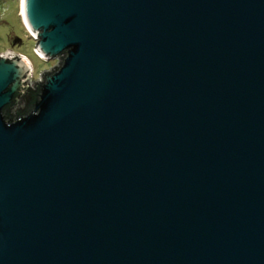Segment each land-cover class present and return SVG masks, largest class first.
Instances as JSON below:
<instances>
[{
    "label": "water",
    "instance_id": "water-1",
    "mask_svg": "<svg viewBox=\"0 0 264 264\" xmlns=\"http://www.w3.org/2000/svg\"><path fill=\"white\" fill-rule=\"evenodd\" d=\"M21 7L61 62L0 56V264H264V0Z\"/></svg>",
    "mask_w": 264,
    "mask_h": 264
},
{
    "label": "rangeland",
    "instance_id": "rangeland-1",
    "mask_svg": "<svg viewBox=\"0 0 264 264\" xmlns=\"http://www.w3.org/2000/svg\"><path fill=\"white\" fill-rule=\"evenodd\" d=\"M22 0H0V56L7 51L18 54L32 63V83H37L43 72H52L60 60L46 62L38 55L34 35L29 32L22 17Z\"/></svg>",
    "mask_w": 264,
    "mask_h": 264
},
{
    "label": "trees",
    "instance_id": "trees-1",
    "mask_svg": "<svg viewBox=\"0 0 264 264\" xmlns=\"http://www.w3.org/2000/svg\"><path fill=\"white\" fill-rule=\"evenodd\" d=\"M11 61L12 60H9V62ZM56 70L57 68L53 72ZM46 76L47 74H45V78ZM43 84L44 83H40L34 87L28 85L21 89L20 92L16 94L13 103L5 109L6 115L10 119L17 116L28 115L33 110L35 103L39 100Z\"/></svg>",
    "mask_w": 264,
    "mask_h": 264
},
{
    "label": "bare ground",
    "instance_id": "bare-ground-1",
    "mask_svg": "<svg viewBox=\"0 0 264 264\" xmlns=\"http://www.w3.org/2000/svg\"><path fill=\"white\" fill-rule=\"evenodd\" d=\"M24 20V19H23ZM27 27V26H26ZM27 29H28V27H27ZM28 60V59H27ZM29 61V60H28ZM30 64H31V66H32V63L31 62H29Z\"/></svg>",
    "mask_w": 264,
    "mask_h": 264
}]
</instances>
